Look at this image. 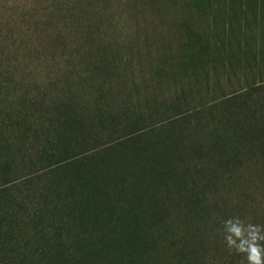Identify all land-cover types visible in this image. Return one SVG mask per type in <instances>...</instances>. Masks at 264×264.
I'll return each mask as SVG.
<instances>
[{
	"label": "trees",
	"instance_id": "1",
	"mask_svg": "<svg viewBox=\"0 0 264 264\" xmlns=\"http://www.w3.org/2000/svg\"><path fill=\"white\" fill-rule=\"evenodd\" d=\"M228 16L215 37L181 24L176 50L164 42L147 73L159 84L193 72L208 95L224 79L231 89L216 100L141 109L126 86L134 78L93 60L94 89L68 85L48 102L39 91L0 109V264H201L188 231L213 178L254 154L264 168V28L241 34L245 21ZM180 217L186 234L173 229Z\"/></svg>",
	"mask_w": 264,
	"mask_h": 264
},
{
	"label": "rangeland",
	"instance_id": "2",
	"mask_svg": "<svg viewBox=\"0 0 264 264\" xmlns=\"http://www.w3.org/2000/svg\"><path fill=\"white\" fill-rule=\"evenodd\" d=\"M198 1L195 5L191 0H0V83L6 81L4 86H9L0 89V109L3 112L17 106L24 98L34 100L39 91L49 95L48 102L67 91L68 85L81 88L87 84L94 89L98 83L89 68L93 60L118 67L123 78H134L130 86L125 84L132 92V105L141 109L163 108L174 99L188 105L198 101V93L203 102L218 99L220 90L229 93L231 89L224 79L210 81L212 95L206 93V86L197 87L193 72L170 71L176 72V78L169 72L168 79L159 84L147 80L150 67L162 60V44L168 41L173 48L170 55L176 50L181 24L203 38L215 37L211 32H222L234 19L228 15L235 11L242 25L245 21L241 34L247 32L245 26L256 37L263 31L264 9L259 8L264 0ZM259 11L263 16L257 15ZM255 49L264 52V45ZM13 83L17 85L15 94ZM133 85L136 92L131 90ZM192 123L197 125L194 120ZM196 132L206 137L204 130ZM218 179L213 178L216 182L204 195L206 206L188 234L193 246L199 247L195 250L201 264H241L244 257L227 247L223 225L232 217L264 225V168L260 156L254 154L250 164ZM171 214L173 218L178 215ZM180 219L173 229L183 234L187 226L183 217Z\"/></svg>",
	"mask_w": 264,
	"mask_h": 264
},
{
	"label": "clouds",
	"instance_id": "3",
	"mask_svg": "<svg viewBox=\"0 0 264 264\" xmlns=\"http://www.w3.org/2000/svg\"><path fill=\"white\" fill-rule=\"evenodd\" d=\"M223 229L227 247L243 255L241 264H264V225L232 217L224 221Z\"/></svg>",
	"mask_w": 264,
	"mask_h": 264
}]
</instances>
